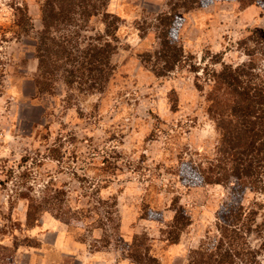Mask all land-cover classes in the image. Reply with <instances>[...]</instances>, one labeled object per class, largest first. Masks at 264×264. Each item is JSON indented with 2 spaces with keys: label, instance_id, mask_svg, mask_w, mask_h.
Returning <instances> with one entry per match:
<instances>
[{
  "label": "rangeland",
  "instance_id": "374dc122",
  "mask_svg": "<svg viewBox=\"0 0 264 264\" xmlns=\"http://www.w3.org/2000/svg\"><path fill=\"white\" fill-rule=\"evenodd\" d=\"M44 1L0 0V264H135L125 249L142 234L151 238V253L161 264H186L190 251L215 233L231 190L188 187L181 176L185 164L214 158L219 132L187 65L159 78L141 62L160 45L152 28L143 38L135 23L159 13L164 1L111 0L107 10L121 20L117 70L102 94H88L86 85L84 93L77 85L69 91L60 75L42 94L35 34L43 30ZM15 2L27 4L35 31L30 36L11 31ZM183 17L180 40L201 68L220 54L228 64L246 61L239 40L254 31L264 36L258 7L220 2ZM105 28L100 16L84 35L105 37ZM49 182L65 192L63 205L72 210L103 213L116 200L113 222L104 219L109 225L98 227L94 210L68 224L42 207L29 220V206L39 204L19 197L21 190L41 200ZM176 200L193 224L178 245H169L163 230ZM255 201L264 218V193L249 192L244 204Z\"/></svg>",
  "mask_w": 264,
  "mask_h": 264
},
{
  "label": "trees",
  "instance_id": "16d2710c",
  "mask_svg": "<svg viewBox=\"0 0 264 264\" xmlns=\"http://www.w3.org/2000/svg\"><path fill=\"white\" fill-rule=\"evenodd\" d=\"M159 13L152 14L141 24L136 22L140 36L149 29L156 33L160 48L141 55V62L155 76L162 78L174 73L180 66L189 67L196 77L197 88L206 94L207 113L216 124L219 141L215 156L205 162L183 166V177L188 187L205 185L226 186L231 199L220 210L215 233L209 232L201 245L190 251L186 264H263L264 218L260 219L262 205L255 201L244 204L249 192L264 193V36L254 31L241 38L237 48L246 61L238 64L224 62V55L206 61L204 68L188 54L180 40L183 15L220 2L238 3L242 10L258 7L264 12V0H163ZM111 0H45L42 5L43 30L35 34L39 59L37 84L40 93L50 92L54 81L63 78L69 91L79 87V93H103L117 70L113 57L117 53L121 20L108 12ZM15 11L12 32L19 36L35 33L33 21L25 2L11 4ZM102 17L105 37L84 35L89 22ZM69 28H74L70 31ZM53 33H57L54 35ZM220 66L218 69L217 67ZM87 90H82L83 86ZM106 159V158H105ZM108 159V158H107ZM106 159L107 162H110ZM7 176L12 179L13 170ZM110 181L103 180L96 192L100 195ZM25 183V182H24ZM106 185V186H105ZM30 189V188H28ZM27 189V190H28ZM19 197L39 204L31 205L29 220L41 211L70 224L77 214L94 212L101 220L98 227L113 222L117 202L102 213L94 210H72L63 205V190L49 182L41 200ZM176 200L175 215L163 230L169 245H178L182 235L192 226L186 209ZM101 211V212H100ZM34 214V215H33ZM107 215V216H106ZM104 219L106 223L105 224ZM127 258L135 264H161L152 255V240L148 234L136 235L125 249Z\"/></svg>",
  "mask_w": 264,
  "mask_h": 264
}]
</instances>
